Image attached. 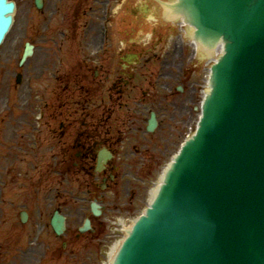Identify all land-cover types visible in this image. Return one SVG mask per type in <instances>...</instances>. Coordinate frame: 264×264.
<instances>
[{"label":"water","instance_id":"water-1","mask_svg":"<svg viewBox=\"0 0 264 264\" xmlns=\"http://www.w3.org/2000/svg\"><path fill=\"white\" fill-rule=\"evenodd\" d=\"M178 6L197 27L200 49L212 52L223 40L224 54L212 67L196 134L111 263L116 257L114 264H264V0ZM166 7L177 16V4ZM14 9V2L0 0V43ZM52 225L61 234L65 217L57 211Z\"/></svg>","mask_w":264,"mask_h":264},{"label":"rangeland","instance_id":"rangeland-1","mask_svg":"<svg viewBox=\"0 0 264 264\" xmlns=\"http://www.w3.org/2000/svg\"><path fill=\"white\" fill-rule=\"evenodd\" d=\"M15 1L17 11L14 25L0 47V108L32 107V102L37 101L34 93L30 95L31 89L27 87L28 80L32 82V89L36 86L32 76L35 66L33 60L24 70H20L24 74L22 86L16 84V73L19 71L18 62L25 42L32 39L33 25L42 22L44 17L34 13L33 0ZM121 3L114 5L113 10L119 8ZM119 17L120 14L115 17L117 23L120 21ZM177 33H180V36L174 38L175 42L173 40L171 44L156 43L159 44L156 47L159 54L169 50L168 59H160L159 63L152 64L150 68L151 71H157L156 76L161 70L166 71V76L161 78L163 81L159 82L160 87L156 85L151 90L158 96L147 101L159 113V126L153 134H144V138L134 140L137 141V145L132 146V139H129L131 142H126L124 147L123 144L121 148L117 146L116 150L121 151L122 157V161L117 162L119 176L111 189H106L104 192L101 202L102 215L92 217L94 231L76 236L85 218L91 217V198L82 188L91 182L88 177L80 174L64 179L53 171L54 175L51 178L49 168L42 167L39 171H35L29 163H26L27 166L23 164L21 176L0 179V264H109L110 246L115 238L117 241L124 237L123 234L115 235V228L123 223H131L145 211L150 204L151 191L157 186L162 171L179 150L183 139L194 132L199 119V106L207 89L208 60L199 52L194 63L189 62L186 56L194 54L192 39L186 31L177 30ZM150 34L151 31L146 28L137 30L135 37H142L146 47H150L153 45L148 38ZM182 35L187 39L184 52L181 47L173 50ZM118 44L121 46L120 39ZM63 52L60 51V58ZM57 55L58 51H55V57ZM43 59L44 56H41L37 61ZM174 63L175 66L171 69L170 65ZM191 68H197V71L189 74ZM170 73L172 76H169ZM179 73L182 75L177 76ZM178 86H182L184 90L178 92ZM40 94L41 97L38 98L40 105L43 101L49 102L54 113L60 112L58 105L63 98L53 97L49 93V87L42 88ZM140 96L141 92H134V97ZM123 101L129 100L124 98ZM138 105L134 102L132 108ZM93 111L98 116L103 113V109H93ZM124 116L125 111H119L115 113L114 119L120 120ZM148 116L146 113V119ZM60 122L61 117L54 122V127ZM5 127L3 116L0 115L2 142H6ZM44 130L43 135L46 140L48 131L46 128ZM13 133L12 128L7 142ZM33 138L36 139V136L34 135ZM48 138L45 147L39 150L38 155L49 154L51 150L48 146L51 143L54 145V154L58 153L61 138L49 136ZM7 151L0 150V159L5 158ZM52 157L53 155L50 156L49 162L52 161ZM54 159L56 160L53 158V161ZM142 162L147 165L144 166ZM58 205L62 206L67 216V232L61 237L56 236L50 225L51 217ZM23 210L29 214L25 223L21 222L19 216ZM63 242H66L65 247Z\"/></svg>","mask_w":264,"mask_h":264},{"label":"flooded vegetation","instance_id":"flooded-vegetation-1","mask_svg":"<svg viewBox=\"0 0 264 264\" xmlns=\"http://www.w3.org/2000/svg\"><path fill=\"white\" fill-rule=\"evenodd\" d=\"M77 4L70 5L69 8L65 11V14L71 13L74 17L75 21H72L74 30L70 27L67 28V32L62 30L61 34L64 39L67 38L68 41H74L77 43L80 48L77 55L73 58L61 60L64 62V74L63 78L66 82L65 89L62 90V94L64 97H69L72 93L76 94L78 92H84L88 94V97H97L104 96V93L101 91H97L98 84L101 87V84L106 83V89L108 92H105V96H112L113 94H117V91L120 87L129 86V84L138 80L140 82L146 80V66L150 65V62L154 59L149 58L146 61H141V58L138 59H127L124 56H120L118 58V54L114 53V48L108 49L107 54H97L95 58H88L86 53V35L82 33L79 28L76 27L77 20L82 16V7L84 5L85 0H75ZM98 0H94V6L90 5L91 10L97 13L99 9ZM101 3V2H100ZM57 8L60 11L57 3H54L53 0H49L47 4V8ZM51 9L50 12H52ZM127 29V27H126ZM109 33H107L108 35ZM110 35V34H109ZM36 38H47L48 42L46 43L50 48L53 46L54 35L52 32L45 36L41 33L40 29L37 28L35 30ZM51 41V42H49ZM82 41V42H81ZM89 45L96 46L99 44L96 35H92L89 40ZM135 50V47H132ZM118 52V51H117ZM132 52V51H131ZM120 53V52H118ZM130 52H124L125 56L129 55ZM52 54V52H50ZM54 54V52H53ZM141 56V54H140ZM51 58L49 62L46 63L47 67L52 70V74L54 78H60L59 69L56 67V60ZM48 61V58L45 60ZM39 65H36V70L38 71ZM43 71V69H42ZM44 72V71H43ZM141 72L142 74H138ZM55 73V74H54ZM75 82V84L72 83ZM116 89V91H112ZM112 99V98H111ZM107 143H109L107 141ZM78 146L90 145L85 142L83 139L79 140L77 143ZM92 145H98V142L93 141ZM112 170L111 167L108 166L107 172ZM6 171L8 175H14L13 170L10 167H6Z\"/></svg>","mask_w":264,"mask_h":264},{"label":"bare ground","instance_id":"bare-ground-1","mask_svg":"<svg viewBox=\"0 0 264 264\" xmlns=\"http://www.w3.org/2000/svg\"><path fill=\"white\" fill-rule=\"evenodd\" d=\"M187 30H189V32H191V27H189ZM194 47L196 48V50L200 49V45H195V42H194ZM222 48H223V42H220L218 48L215 50L217 51L218 53H220L222 51ZM214 49V48H213ZM213 51V50H212ZM156 191H157V187L154 188L152 191H151V199L153 197L156 196ZM154 199V198H153ZM128 229H126V234H128ZM118 245H122V241L116 243L115 246L112 247V249L110 250L109 254H110V261H112V259L114 258V256L116 255V252H117V246Z\"/></svg>","mask_w":264,"mask_h":264}]
</instances>
